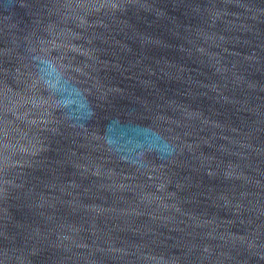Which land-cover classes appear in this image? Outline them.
<instances>
[{"label":"water","instance_id":"95a60500","mask_svg":"<svg viewBox=\"0 0 264 264\" xmlns=\"http://www.w3.org/2000/svg\"><path fill=\"white\" fill-rule=\"evenodd\" d=\"M0 264H264V0H0Z\"/></svg>","mask_w":264,"mask_h":264}]
</instances>
